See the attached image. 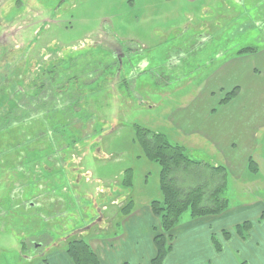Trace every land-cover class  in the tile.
<instances>
[{
	"label": "rangeland",
	"instance_id": "obj_1",
	"mask_svg": "<svg viewBox=\"0 0 264 264\" xmlns=\"http://www.w3.org/2000/svg\"><path fill=\"white\" fill-rule=\"evenodd\" d=\"M232 59L244 64L220 74ZM248 62L264 72V0H0V264L45 263L46 240L124 234L138 251L120 259L149 264L160 166L144 156L134 126L222 166L204 136L232 137L243 122L264 120V80L248 87ZM257 140L264 155V129ZM190 172L188 181L213 178ZM252 174L226 175L227 209L251 203ZM255 193L264 203V189ZM190 217L180 216L177 243ZM179 249L163 264H183Z\"/></svg>",
	"mask_w": 264,
	"mask_h": 264
},
{
	"label": "crops",
	"instance_id": "obj_2",
	"mask_svg": "<svg viewBox=\"0 0 264 264\" xmlns=\"http://www.w3.org/2000/svg\"><path fill=\"white\" fill-rule=\"evenodd\" d=\"M240 62V59L227 61V63L219 68V73L220 71L221 73L226 72V70H230L234 68V66L240 69V66L244 64ZM255 65L256 64L253 62H248V67L246 69V74L250 79L248 85L249 88L254 87L255 79L263 78L264 80V72L258 71ZM243 89L244 88H239V94L232 99L233 101L220 107L219 110L221 111L228 106H234L235 100L244 93ZM258 97L259 100H263V95L261 93ZM255 98L256 96L253 99ZM246 103L249 102L237 104V106L238 108L243 109ZM251 106V104L248 105L249 113L252 112L250 111ZM209 115H212L210 118L214 116L213 112H209ZM219 123L226 132L229 128L227 126L232 124L225 120V118L222 121H219ZM243 123H247L244 126L243 124L241 125L244 130L239 129V131L232 137H220L219 139H215L208 135L204 136L200 131H190L186 133V136L203 135L206 142L210 143L212 146L211 152L215 151V153L223 158V162L221 163L222 166L220 167L224 169L226 175L232 173L236 179H241L245 173L251 174L252 172L253 176H249V182L247 183L248 187L246 188L250 192L254 191L255 193V191L264 189V155L255 154V148L259 141L257 140V133L264 129V120L260 121L254 119ZM243 142H247L248 144L243 147H238V144ZM240 149L243 154L240 152ZM250 160L254 163L255 168L252 167L251 169V167H249ZM254 193L252 194L253 198L251 203H244L236 208L227 209L220 215H209L196 219L190 217V220L184 224L187 231L184 232V236H182L180 243H177L178 236L175 237V235L181 225L176 226L174 228V230L176 229L175 234L173 230L174 239L172 242V249L174 246L180 248L179 253H182L185 257L181 262H184L183 264H264V203L262 198H258V194ZM117 200L118 198H110L111 206L120 204ZM106 209L107 207L105 210ZM136 216L137 213H134L127 219V221L136 218ZM244 223L249 224L248 230H241V235H237V226ZM158 226L157 221L150 228L151 245L154 255L155 249L153 246V237ZM225 232L228 233V237L226 238L223 235ZM84 237L86 238L87 236L85 235ZM126 238L127 234L118 238L114 237L101 241L90 239L89 245L97 254L100 264H126L127 260L120 258L123 255L127 256L129 252H134L131 253V255L136 256V252L138 251L136 242H131L129 244L123 242ZM48 242H50V240H46L43 243L47 248L48 257L43 258L46 262L42 264H71L65 253V242L60 240L61 243L63 242L62 244H55L52 247ZM35 244L36 246L38 245L37 243ZM128 245H130L129 248H127ZM216 245L218 246V249ZM38 247H42V244H39L37 248ZM53 248L54 251L51 252V249ZM40 252V250H37V253ZM42 255L43 254H41V256ZM153 258H151V260ZM151 260L149 264H151ZM25 261L31 264L32 258L29 261Z\"/></svg>",
	"mask_w": 264,
	"mask_h": 264
},
{
	"label": "trees",
	"instance_id": "obj_3",
	"mask_svg": "<svg viewBox=\"0 0 264 264\" xmlns=\"http://www.w3.org/2000/svg\"><path fill=\"white\" fill-rule=\"evenodd\" d=\"M228 95L221 104L229 103L235 97L236 91ZM134 130L144 156L160 166L161 200L152 201L149 209L158 219L159 225L153 237L155 255L151 264H163L172 249L173 230L184 212L189 210L191 218L196 219L220 215L227 210V201L220 196L226 188V174L220 166L214 167L206 162L191 160L183 146L168 142L163 134L154 133L139 126H134ZM249 167L255 168L252 160L249 161ZM190 168L198 170L204 168L211 171L213 176L211 182L207 184L198 180L188 181L189 176L197 175L191 173ZM128 181V176H125L123 185L128 186ZM130 207L129 200L121 211L128 210ZM248 228V223L239 225L236 234L241 235V230L247 231ZM223 235L225 238L228 237L226 232ZM64 246L71 264H100L97 254L89 245L88 238L72 237L65 242Z\"/></svg>",
	"mask_w": 264,
	"mask_h": 264
},
{
	"label": "flooded vegetation",
	"instance_id": "obj_4",
	"mask_svg": "<svg viewBox=\"0 0 264 264\" xmlns=\"http://www.w3.org/2000/svg\"><path fill=\"white\" fill-rule=\"evenodd\" d=\"M43 238H41V240H42ZM43 242H44V240H43ZM40 244H42L41 242H40Z\"/></svg>",
	"mask_w": 264,
	"mask_h": 264
}]
</instances>
